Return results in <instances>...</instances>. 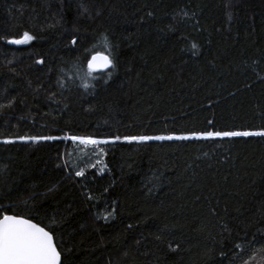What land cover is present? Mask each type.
<instances>
[{
    "label": "trees",
    "instance_id": "trees-1",
    "mask_svg": "<svg viewBox=\"0 0 264 264\" xmlns=\"http://www.w3.org/2000/svg\"><path fill=\"white\" fill-rule=\"evenodd\" d=\"M225 130L264 131V0H0V204L69 264H264V137L123 139Z\"/></svg>",
    "mask_w": 264,
    "mask_h": 264
},
{
    "label": "snow or ice",
    "instance_id": "snow-or-ice-1",
    "mask_svg": "<svg viewBox=\"0 0 264 264\" xmlns=\"http://www.w3.org/2000/svg\"><path fill=\"white\" fill-rule=\"evenodd\" d=\"M35 39L34 36L27 32H24L21 38L7 39L8 44L12 45H25ZM107 42V37L104 38ZM71 43L76 44V39L73 38ZM193 48L196 45L192 46ZM100 63H97V62ZM43 63V61H38ZM112 59L107 55H93L91 60L87 63L88 73L96 71L98 68H114ZM74 70H79L78 65H73ZM95 79L96 77H92ZM264 137V131H236V130H225V131H206V132H193L191 134L181 135H142L124 137L123 139L132 142L136 141L139 143L148 141H187L190 139H223V138H235V137ZM58 137H20L21 140L31 139L37 141L39 139L55 140ZM73 141H79L81 145H91L94 148L99 145L109 144L108 139L98 138H81V137H68ZM119 136L115 137V140H120ZM4 144L15 143L14 140L5 139L0 141ZM103 149L99 150L98 154H102ZM77 176H83L84 173L81 171L76 172ZM8 208L0 204V264H69L67 256L62 257L64 251L63 248L58 249V245L54 239L53 229L45 230L38 223H34L31 219L25 218L24 216L17 214H7ZM14 211V210H13ZM237 248L240 245H236Z\"/></svg>",
    "mask_w": 264,
    "mask_h": 264
},
{
    "label": "rangeland",
    "instance_id": "rangeland-1",
    "mask_svg": "<svg viewBox=\"0 0 264 264\" xmlns=\"http://www.w3.org/2000/svg\"><path fill=\"white\" fill-rule=\"evenodd\" d=\"M110 141H112V140H110ZM74 143H75V145H77L78 147L79 146H81V147H84V148H86V149H91L92 151H94L96 154H98L99 153V150L101 149V146L102 145H99V146H97V147H93V146H91V145H81L80 143H79V141H74ZM99 155V154H98Z\"/></svg>",
    "mask_w": 264,
    "mask_h": 264
},
{
    "label": "water",
    "instance_id": "water-1",
    "mask_svg": "<svg viewBox=\"0 0 264 264\" xmlns=\"http://www.w3.org/2000/svg\"><path fill=\"white\" fill-rule=\"evenodd\" d=\"M95 55H106V54H102V53H97V54H95ZM97 63H100L99 61L97 62ZM97 70H105L104 68H98ZM34 222V221H33ZM34 223H36V222H34ZM41 226V225H40ZM42 227V226H41ZM45 230H47V229H45Z\"/></svg>",
    "mask_w": 264,
    "mask_h": 264
}]
</instances>
